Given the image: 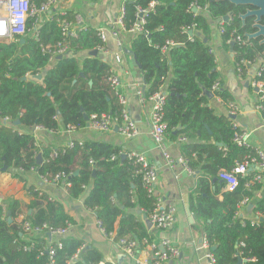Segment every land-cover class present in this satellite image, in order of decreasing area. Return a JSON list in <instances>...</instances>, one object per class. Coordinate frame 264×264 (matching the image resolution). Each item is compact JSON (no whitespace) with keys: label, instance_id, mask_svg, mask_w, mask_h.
I'll use <instances>...</instances> for the list:
<instances>
[{"label":"trees","instance_id":"trees-1","mask_svg":"<svg viewBox=\"0 0 264 264\" xmlns=\"http://www.w3.org/2000/svg\"><path fill=\"white\" fill-rule=\"evenodd\" d=\"M43 1L35 0L37 5ZM151 1H125L123 25L126 30L135 21L136 7L148 8ZM154 1V8L145 15V33H133L129 49L143 74L144 96L147 98L164 88L165 134L172 137L182 135L186 140L182 144L186 164L190 170H199L195 194L189 197L197 228L216 264H237L239 258L243 260L242 264H264V197L254 207L262 220L256 222L237 217L238 203L245 198L249 202L253 191L264 183L252 181L257 170H249L244 176H237V187L229 191L226 190L227 183L220 177L221 170L231 171L236 162L243 161L248 155L254 156L255 149L238 145L234 137L241 130L233 126L229 116L216 114L207 105L208 96L203 92V89L211 92L225 105L232 102V96L221 83L215 53L209 44L212 23L225 15H229L230 20L219 25L222 28L221 46L233 52L234 62L240 66L239 73L244 76L252 64L259 65L263 44L260 38L246 37V33L255 31L254 19L248 16L242 23L239 17L250 7L234 5L228 0ZM192 4L201 10L191 12ZM68 15L67 12L64 15L54 12L42 19L36 28L30 18L28 31L23 36L0 41V169L5 164V171L22 181L24 179L18 172L35 170L46 178L58 175L56 182L65 187L69 199L85 194L84 206L95 212L106 235L115 232L117 242L123 238L133 239L137 252L139 246L144 247V239L151 241L146 219L158 197L148 195L141 184L135 197L126 202V211L115 231L120 182L115 174L104 168L118 163L120 147L107 141L82 142L72 148L64 144L57 148L51 160L52 148L36 147L29 131L36 126L56 131L61 117L66 127L81 129L87 126L93 114H113L111 103L115 100L110 97L103 81L109 66L90 54L99 40L96 36L91 42L87 31L79 32L77 37H64L58 20ZM193 24V35L183 32ZM234 29L236 31L232 33ZM236 34L241 35L245 43L231 42ZM167 41L174 45L163 51ZM62 46H66L63 53L53 54ZM78 50L84 52L81 61L76 58ZM57 55L61 58L56 59ZM242 59L250 64H241ZM79 72L83 75L80 76ZM36 75L41 78L37 79ZM24 76L25 80L22 79ZM253 80L264 82V71ZM215 82L220 85L212 91ZM258 103L263 105L261 114L264 117V100L257 99L255 104ZM115 104L119 111L121 106ZM4 118L10 122L2 123ZM14 120L20 123L13 125ZM198 140L202 141L199 143ZM87 150L96 152L98 169L71 167L75 155ZM38 153L42 158L39 164L35 159ZM128 162L130 170L136 171L137 166ZM247 182H250L249 186H245ZM25 190L32 197L28 204L13 197L0 202V264H49L45 236L28 235L23 222L28 221L32 226L47 224L54 228L71 222L63 202L49 200L50 194L46 190L32 186L25 187ZM139 209L144 212L145 219L137 215ZM20 214L23 215L22 221L17 222L15 219ZM61 241L63 247L55 257L57 264H64L74 254L76 258L71 264H98L102 260L100 251L87 246L82 239L65 235Z\"/></svg>","mask_w":264,"mask_h":264},{"label":"crops","instance_id":"crops-1","mask_svg":"<svg viewBox=\"0 0 264 264\" xmlns=\"http://www.w3.org/2000/svg\"><path fill=\"white\" fill-rule=\"evenodd\" d=\"M122 3L123 0H57L47 13L42 14V19L54 12H67L69 14L67 18L73 20L74 14L79 13L83 18L81 31H87L91 42L97 36V31L103 30L106 33L107 54L102 58L97 57L118 74L120 79L118 92L126 100L125 108L136 126V134L132 137H125L122 134L123 122L115 104L118 102L113 95L115 102L111 99V104L115 119L110 131L100 132L89 126L70 131L63 124V117L60 118L59 127L56 131L37 127L27 130L32 133L38 146H49L53 153L70 139L82 142L107 141L120 147L118 163L114 167L104 168L105 171L115 174L120 182L117 200L118 212L114 224L115 231L118 230L119 221L126 211V202L130 197L134 198L141 187L140 175L129 168L127 153H142L147 161L158 170V178L154 184V195L160 198L164 205H172L175 209V221L170 229L163 231L149 225L151 242L160 243L163 239H169L178 248L179 254L174 261L176 264H208L207 251L202 247L204 236L197 228L196 219L189 205V197L195 194L197 179L200 177L199 170L189 172L181 163H175L170 168L166 164L157 142L151 135L150 112L152 102L149 100L144 103L139 101L136 91L138 88L144 87L143 74L140 68L134 64L133 58L124 51L130 48L133 33L122 29L118 24ZM217 25V21L212 23L209 44L215 53L216 69L220 73L221 83L232 96V102L239 106L234 121L243 132L246 143L254 149L264 152V117L256 109L257 91L252 84V77L258 63L252 64L245 71L244 76L239 73L237 71L238 65L234 62L233 52L221 46ZM116 55L119 56V61L115 59ZM83 56L84 52L78 50L76 58L81 61ZM207 105L216 114H227L224 102L214 95L208 97ZM177 131H174V134ZM181 137L182 135L176 137L165 135L163 143L171 157L182 158L186 161L182 148V144L186 140L181 139ZM201 141L198 140L199 143ZM96 157V152L93 150L79 151L75 155L71 167L86 170L98 169ZM50 159L53 160L54 156ZM18 173L25 182L13 177L10 171H1L0 169V202L6 201L8 197H13L24 204H28L32 197L26 192L25 187L32 186L46 190L50 194L51 201L63 202L71 218V225L66 236L82 239L84 244L100 251L102 260L98 264H139L151 257L148 248L139 246L135 258H131L114 240L115 232L110 237L103 235L95 223V212L83 204L85 194L77 199H69L65 187L58 185L52 177L48 181H42L35 170ZM263 197L264 184H261L260 188L253 191L251 200L239 209L237 217L255 220L258 216L254 211L255 204ZM249 204H252L250 209H248ZM23 209L25 211V207ZM127 211L130 212V209ZM136 213L140 218L145 219L142 210L139 209ZM21 218H23L22 214L18 215L15 220L19 222Z\"/></svg>","mask_w":264,"mask_h":264},{"label":"built area","instance_id":"built-area-1","mask_svg":"<svg viewBox=\"0 0 264 264\" xmlns=\"http://www.w3.org/2000/svg\"><path fill=\"white\" fill-rule=\"evenodd\" d=\"M126 0H123V3L121 5V15L120 19L118 21L119 26L126 30L123 25V16H124V4ZM57 0H44L39 5L36 4L35 0H0V41H10L13 39V37L16 36H23L27 31V23L30 18H33V26L36 28L41 21H42V14L47 13L48 10L55 5ZM155 5V1H151L149 3L148 8H142L140 6L136 7V17L135 21L132 24V26L127 30L135 34L145 33L143 29V25L145 24V15L146 12L149 9H153ZM195 8L196 11L193 12L192 9ZM191 12L197 13L201 9L195 5L192 4ZM205 10V7H204ZM202 10V11H204ZM61 15H64V12H59ZM230 20V17L228 15L227 20H218L217 21V29L218 34L220 35L222 32V28H219V25L222 24L225 21ZM58 23L62 30V35L64 37L67 36H75L77 37L78 33L83 29V18L79 13L74 14L73 20L68 19L67 17H63L62 19L58 20ZM195 27V24L192 25V27H187L183 29V32H191L192 34H189L190 36L193 35V28ZM235 29L232 31V33H235ZM97 38L99 40L98 43H96L93 47V49L98 53L99 58H102V56H105L107 54V50L105 47L106 42V33L103 30L97 31ZM114 35L115 32H114ZM229 41V40H228ZM237 41L240 44L245 43V40L242 39L241 35L236 34L234 37L231 38V42ZM174 43L172 41H167L166 44L163 46L162 50L167 51V49L171 46H173ZM66 46L60 47L57 51H54L53 54H61L65 50ZM116 60H120L119 56H115ZM259 65L257 66L253 77L261 75V73L264 71V62L261 60L259 61ZM241 64L248 66L250 64V61H247L245 59L241 60ZM237 71H240V66L237 64ZM252 77V84L254 87H257V96L256 100L259 101L264 100V82L263 81H257L253 80ZM104 83L106 84L107 88L109 89V92L111 96L113 95L115 99L117 100L119 106H121L120 110L118 111L119 117L122 120L123 124L121 127V132L125 137H132L136 134L137 129L134 124V122L130 119L126 108V100L122 94L118 92V86L120 84L119 76L116 72H114L113 69H110L106 71L103 78ZM219 82H215L212 85V91L217 90L219 88ZM136 95L140 102L144 103L146 100H149L152 102L151 106V112H150V119H151V135L154 138V140L157 142L162 155L165 158L166 164L169 165L170 168L174 166L175 163H181L183 164L184 168L191 172L190 168L186 164V161L182 158H173L170 156V154L167 152L165 144L163 143L164 137H165V129H166V123L163 121V108L165 105V98L166 93L165 91L159 90L153 94H151L149 97H145L143 94V90L141 88H138L136 91ZM256 109L261 112L263 109V105L261 103H258L255 105ZM226 112L227 116L230 117V119L233 120V126L238 127L237 123L234 121L235 115L239 111V106L234 102H229L226 105ZM115 117L114 114L110 113H102L101 115L97 116L95 114L90 116V121L88 123V126L93 128L94 130L100 131V132H107L112 130L113 128V121ZM2 123H9L10 120L8 118H4L1 120ZM37 128H41L39 126H36ZM68 130L74 129L73 127L69 126L66 127ZM240 129V128H239ZM243 132H236L235 133V141L238 143V145H245L250 146L246 143L244 139ZM181 139H184L181 137ZM66 147L72 148L75 145H82V141H76L73 139H70L67 143H65ZM36 147H40L35 142ZM51 157L56 155V152H51ZM128 161H131L133 165L137 166L136 172L140 175V180L142 186L147 191L148 195L154 194V184L157 181L158 178V170L157 168L150 164L147 159L144 157L142 153L139 152H128L127 153ZM249 170H257V173L253 175L252 181L255 182H263L264 183V152L255 149V155L254 156H246L243 161L236 162V165L231 171H220V177L223 179L226 184V190L232 191L237 187L238 180L237 176L241 175L244 176ZM50 177L53 178L54 181H56L58 175H55L54 177L50 175ZM40 179L42 181H48L49 178H46L44 176H40ZM250 182H247L245 186H249ZM49 200H52L51 197H48ZM248 203V199L245 198L242 201H240L237 205L238 211L239 209L246 205ZM260 216H257L255 220L253 221H260ZM148 220L152 226H154L158 230L166 231L170 229L175 221V209L172 205H164L160 198H157L154 207L149 213ZM22 221V218L19 222ZM95 223L98 227V229L101 231V233L105 236L106 233L104 232V229L102 227V224L99 220L96 219L95 215ZM71 225V222H66V225L64 227H51L47 224H42L39 226H32L30 222L25 221L23 222V228L25 232L28 235H44L46 238V248L45 251L48 254L49 264H57L56 263V255L59 253V251L62 249V237L66 235V233L69 230V227ZM112 235V234H111ZM109 235L108 237H110ZM144 244V247L148 248L151 254V257H149L147 260L140 262L139 264H176L174 261L177 258L179 252L178 248L169 240V239H163L160 243H155L148 241L147 239H144L142 241ZM118 245L121 246L123 251L131 258H135V241L133 239H127L123 238L118 241ZM202 247L206 249V257L208 259V264H216L214 256L209 251V246L204 239L202 243ZM24 249H27L26 246H24ZM164 249V250H163ZM76 258V254L68 258L64 264H71L72 261Z\"/></svg>","mask_w":264,"mask_h":264},{"label":"water","instance_id":"water-1","mask_svg":"<svg viewBox=\"0 0 264 264\" xmlns=\"http://www.w3.org/2000/svg\"><path fill=\"white\" fill-rule=\"evenodd\" d=\"M228 1L231 2L234 5L241 4V5H248L250 7V8H247V10L244 13L240 14L239 17L242 20V23H244V20H245L246 17H248V16H252L253 17L254 20H253V24L252 25L255 28V31L254 32H251V33H246V37H247V39L260 38V43L263 44V51H262L261 56H259L258 60L261 61L262 59H264V0H228ZM192 11L195 12L196 9L193 8ZM227 18H228V15H225L221 19L222 20H227ZM189 34H192V33L189 32ZM21 41H23V39H21ZM204 41H206V39H204ZM124 51L133 58L134 64L138 68H140V65L137 62L134 53L130 49H125ZM90 54L92 56H95V57L98 56V53L94 49H92L90 51ZM59 58H61V55H57L56 56V59H59ZM79 75L82 76L83 75V72H79ZM35 77L37 79H40L41 78L40 75H36ZM22 79L25 80L26 77L24 76V77H22ZM254 88L257 91V87H254ZM203 92L206 93V95L208 97H213V94L211 92L206 91L204 89H203ZM107 99H109V97H107ZM84 117L87 119L86 115H84ZM19 123H20L19 120H14L12 122L13 125H18ZM87 126H88V124H87ZM217 144L219 146L222 145L221 143H217ZM35 159H36V163L39 164L41 162L42 158H41L40 153H38L36 155V158ZM5 170H6V165L4 164L2 166V168H1V171H5ZM75 173H77V171ZM251 207H252V204H249L248 205V209H250ZM138 213H140V211H138ZM143 217L146 218L145 215H143ZM259 220H262V218H259ZM7 221L9 223L11 222V218L9 216L7 217ZM146 223L148 225H151L150 222H149V220H148V218L146 220ZM214 248H215V246L211 247L212 250ZM242 262H243V260L240 259V258L237 260V264H242Z\"/></svg>","mask_w":264,"mask_h":264}]
</instances>
